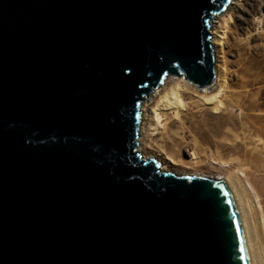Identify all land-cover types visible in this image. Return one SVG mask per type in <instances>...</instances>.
<instances>
[{"label": "water", "instance_id": "water-1", "mask_svg": "<svg viewBox=\"0 0 264 264\" xmlns=\"http://www.w3.org/2000/svg\"><path fill=\"white\" fill-rule=\"evenodd\" d=\"M229 3L0 0V264H248L226 182L136 148L166 76L212 84Z\"/></svg>", "mask_w": 264, "mask_h": 264}, {"label": "rangeland", "instance_id": "rangeland-1", "mask_svg": "<svg viewBox=\"0 0 264 264\" xmlns=\"http://www.w3.org/2000/svg\"><path fill=\"white\" fill-rule=\"evenodd\" d=\"M210 33L213 84L202 90L166 76L140 103L136 148L163 170L230 181L251 242L253 234L264 240V12L233 0L213 16ZM172 89L178 103L163 110ZM259 258L264 264L263 246Z\"/></svg>", "mask_w": 264, "mask_h": 264}, {"label": "bare ground", "instance_id": "bare-ground-1", "mask_svg": "<svg viewBox=\"0 0 264 264\" xmlns=\"http://www.w3.org/2000/svg\"><path fill=\"white\" fill-rule=\"evenodd\" d=\"M218 36L220 38L223 37V35H218ZM220 41H221V39H220ZM179 79L185 80L182 77H180ZM185 81H187V80H185ZM213 82H214V80H213ZM213 82H212V84H213ZM188 83H190V82H188ZM211 85L206 86V87H201L199 89L204 90L205 88H208ZM174 93H175V90L172 89V93H171V96H170L171 99H165V103L162 104L161 108L163 110H169L170 111L178 103V100L175 98ZM211 99H213V96L212 97H207L205 100L206 101H209V100L211 101ZM223 180L226 182V184H227V186H228V188H229V190L231 192V195L233 197L234 203L236 205L237 213L239 215V220H240V225H241V230H242V235H243V240H244V245H245V250H246L248 264H256L255 261H260L259 255H260L261 247L263 246V248H264V240H259L258 237L253 234L254 237H253V241L252 242L255 243V246H256V252H255L256 257H254V251H253V248H252L251 236H250V233H249L248 224H247V221H246L244 210L239 205L237 194H236L234 188L232 187L230 181H227L225 179H223Z\"/></svg>", "mask_w": 264, "mask_h": 264}, {"label": "built area", "instance_id": "built-area-1", "mask_svg": "<svg viewBox=\"0 0 264 264\" xmlns=\"http://www.w3.org/2000/svg\"><path fill=\"white\" fill-rule=\"evenodd\" d=\"M233 0H230L232 2ZM250 3H253L256 5L257 9L262 11L264 9V0H247Z\"/></svg>", "mask_w": 264, "mask_h": 264}]
</instances>
